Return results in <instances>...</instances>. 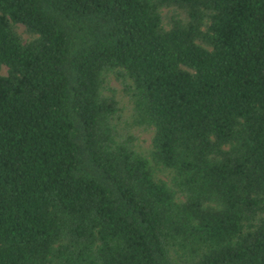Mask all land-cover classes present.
<instances>
[{
    "label": "trees",
    "instance_id": "1",
    "mask_svg": "<svg viewBox=\"0 0 264 264\" xmlns=\"http://www.w3.org/2000/svg\"><path fill=\"white\" fill-rule=\"evenodd\" d=\"M0 264H264V0H0Z\"/></svg>",
    "mask_w": 264,
    "mask_h": 264
},
{
    "label": "rangeland",
    "instance_id": "2",
    "mask_svg": "<svg viewBox=\"0 0 264 264\" xmlns=\"http://www.w3.org/2000/svg\"><path fill=\"white\" fill-rule=\"evenodd\" d=\"M141 137L142 138L144 137L146 139V142L145 143L147 144V141H148V138L147 137H148V135L147 134H143Z\"/></svg>",
    "mask_w": 264,
    "mask_h": 264
}]
</instances>
